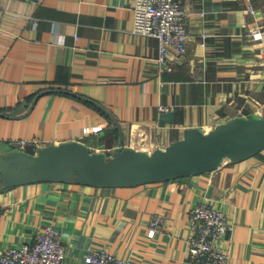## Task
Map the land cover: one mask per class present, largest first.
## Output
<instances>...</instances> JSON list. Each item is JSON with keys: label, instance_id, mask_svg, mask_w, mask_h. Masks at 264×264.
<instances>
[{"label": "crops", "instance_id": "obj_1", "mask_svg": "<svg viewBox=\"0 0 264 264\" xmlns=\"http://www.w3.org/2000/svg\"><path fill=\"white\" fill-rule=\"evenodd\" d=\"M179 1L187 51L163 65L158 39L133 32L135 0H0V142L77 140L111 153L118 128L90 100L117 120L124 145L147 152L185 128L206 132L264 113V0ZM258 27L263 38H250ZM202 202L227 218L230 228L215 242L228 251L227 264H264V148L203 173L133 186L0 187V251L51 225L61 232L64 264H81L93 248L134 264H194L188 213ZM155 214L163 226L149 237Z\"/></svg>", "mask_w": 264, "mask_h": 264}, {"label": "water", "instance_id": "obj_2", "mask_svg": "<svg viewBox=\"0 0 264 264\" xmlns=\"http://www.w3.org/2000/svg\"><path fill=\"white\" fill-rule=\"evenodd\" d=\"M90 101L104 110L118 128L119 138L111 153L92 150L77 140L36 149L33 143L21 146L19 142H0V187L38 181L133 186L203 173L226 158L240 161L264 148V113L251 112L206 132L200 127L185 128L182 138L164 148L151 152L134 149L123 144L122 128L111 113Z\"/></svg>", "mask_w": 264, "mask_h": 264}, {"label": "built area", "instance_id": "obj_3", "mask_svg": "<svg viewBox=\"0 0 264 264\" xmlns=\"http://www.w3.org/2000/svg\"><path fill=\"white\" fill-rule=\"evenodd\" d=\"M35 3L36 0H28ZM133 10V32L158 39L160 64L179 62L187 51L189 31L186 12L179 0H135ZM251 12L254 10L251 8ZM202 14V13H201ZM203 15V14H202ZM203 41L208 36L201 33ZM248 36L263 38V29L250 28ZM169 65V64H168ZM161 110L167 109L162 106ZM21 146L28 142L18 141ZM34 149L41 146L33 143ZM190 227L188 248L194 264H227L229 254L215 242L222 240L229 230L225 214L208 203H198L188 213ZM163 226V216L155 214L149 221L147 236L151 237ZM65 246L58 228L43 225L29 242L9 245L0 251V264H64ZM81 264H134L131 259L121 258L106 248H93L85 254Z\"/></svg>", "mask_w": 264, "mask_h": 264}]
</instances>
